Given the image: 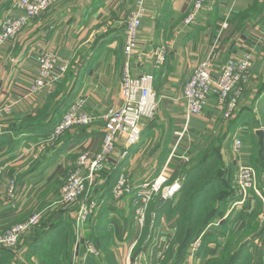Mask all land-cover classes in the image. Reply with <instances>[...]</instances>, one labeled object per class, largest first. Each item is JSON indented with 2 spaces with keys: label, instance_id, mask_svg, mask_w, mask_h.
Here are the masks:
<instances>
[{
  "label": "crops",
  "instance_id": "crops-1",
  "mask_svg": "<svg viewBox=\"0 0 264 264\" xmlns=\"http://www.w3.org/2000/svg\"><path fill=\"white\" fill-rule=\"evenodd\" d=\"M13 1L0 0V19L6 12H10L11 15L19 13L11 5ZM145 1L146 10L139 29L137 45L129 58L123 49V33L127 16L134 5L133 0H56L49 10L43 12L23 29L16 44L7 43L0 48V106L7 104L9 97L15 98L10 117L4 118L3 114H0V130L4 132L0 133V146L3 145V140L8 138L7 144L9 145V140L13 144L6 150V155L14 153L9 161L0 162V165L7 167L8 171L7 176H3L0 187V225L7 223L9 218H17L21 215L27 201L28 190L39 184L48 183L46 191H50L49 200H52L54 205L57 204L60 191L58 186L63 177L58 169H63L68 162L74 164L76 160L74 155L81 150L86 149L94 154L101 145L105 125L103 116L112 105H117L119 102L123 67L127 58L132 76L136 77L144 73H151L154 76V88L158 95L162 96L159 109L166 108L167 113L170 111L172 114L175 112V115L179 113L183 118L185 112V103L182 98L183 84L190 77L194 64L211 58L212 63L219 66L230 56H239L245 51L250 52L254 65L251 78H255L249 82L245 96L241 97V104L245 106L251 104V115L238 114L237 121L231 130L232 123L228 124L229 121H226L217 109L216 101L210 99L201 114L187 120L193 126L197 125V129H201L198 127L199 123L203 125L201 130L212 135L204 145H211L212 152H221L223 160H226V156L230 154L234 159L236 158L237 162L241 160L248 164L253 143L257 144L258 149V137L255 131L257 129L264 131V82L257 81L264 75V16L254 22L253 19H257V14L253 13H259L261 9L264 11V0H209L208 5L204 6L192 25H185L183 20L193 0ZM227 16L230 24L223 30L221 22ZM233 27L235 30L231 31ZM161 45L168 53L156 67L155 49ZM41 48L56 54L59 62L66 65V71L71 80L67 85L70 90L68 89L66 94V96L70 95L69 101L75 100L80 95L85 96L86 109L96 115L94 122L85 130V134L77 136V133L70 132L56 144L37 140L51 131L61 117V114L55 115L51 122L52 126H48L49 121L45 120L49 119L48 115L51 113L49 98L56 85L53 89H42L34 94L29 90L37 73L36 58L32 50ZM255 92L258 96L253 98ZM29 117L33 119L30 120ZM157 117L156 120H161L157 122L164 120L160 114L159 119ZM183 119L173 121L171 124L179 130L184 123L186 124V120L183 122ZM151 122L150 120L142 123L141 140L136 143H129V145L125 137H117L115 149L130 146L132 155L124 159L117 158L115 162L112 161L108 165L107 169H110L113 164L119 165L118 177L126 174L129 181L130 172L133 170L145 178L138 179L137 184H147L152 179L165 175L167 176L165 182L168 183V169L170 165L171 167L173 165V155L180 151L182 145H187L186 148H188L191 139L183 135L180 138L176 137L173 146H170L171 148L164 155L160 152V147L155 148L156 152L153 149L152 152L140 154L138 149L151 142L149 135L161 130V124L153 125ZM20 124H28V127L22 130L24 132L18 133L16 126L20 127ZM251 124L252 127H250ZM221 128L228 135H216L215 130L221 131ZM236 138L243 140L241 154L233 151ZM143 140L144 144L141 143ZM28 144L31 146L26 150L25 146L27 147ZM21 154L32 157L31 159L28 157L31 163L29 167L28 165L16 166L17 162H21L19 161ZM237 154L240 156L238 157ZM28 161L26 164H29ZM12 171L13 173L20 171L21 176L25 177L16 187L15 198L9 201L5 187ZM94 178L97 186L100 187L99 185L104 182L101 175L96 172ZM262 184L261 187H264V179ZM56 193H58L57 196ZM94 194L92 200L101 202L103 205L110 204L112 201L117 204L123 197V195L115 197L113 190L106 193V190L100 188ZM125 195L127 202L122 207L119 205V209L115 206L111 212L118 215L106 216L104 214L107 212L104 210L107 206L97 207L92 220L93 225L89 227L91 233L98 228L111 227L116 229L117 234L121 233L122 241L129 236L132 218L127 220V216L121 214L124 211L125 213L132 211L131 189ZM170 197L166 196L161 201L162 196H159L158 201L165 205L164 203L168 204L167 199ZM259 200L264 202V190ZM64 231L46 240L29 259H24L27 248L24 244H20L13 249L16 258L25 264H29L30 261L39 262L47 250L56 248L55 258L64 262L65 258L61 250H66V242L63 244V241L58 239ZM131 246L128 243L118 246L117 253L115 252L117 259L124 261Z\"/></svg>",
  "mask_w": 264,
  "mask_h": 264
},
{
  "label": "rangeland",
  "instance_id": "rangeland-1",
  "mask_svg": "<svg viewBox=\"0 0 264 264\" xmlns=\"http://www.w3.org/2000/svg\"><path fill=\"white\" fill-rule=\"evenodd\" d=\"M55 1L46 10L42 11L40 15L43 12L49 10L55 4ZM133 1H134V5L130 13L135 8L136 1L135 0ZM194 2L195 0L192 1V5L188 13L185 15L184 19H186L188 17L187 15L191 12ZM13 3L11 4L13 9L17 10L19 13L17 15H11L10 12H6V14H4L1 17L0 23H1V20L4 17H6V15L11 16L12 18H16L20 16L21 14H23V10L21 11L17 7H14ZM208 3H209V0H206L204 2L203 7H201L196 13V18L193 20V22H195V20L198 18V14L200 13V11L204 8V6L208 5ZM145 10H146V1L144 4V14H145ZM253 14H257V19H253V21L256 22V20L258 19L260 20L264 16V11L263 9H261V12L253 13ZM40 15L36 16L32 20H30L29 23L25 24L20 31H18L13 37L7 40L5 44H2L0 48L5 46L7 43L16 44L17 42L16 40L20 39L19 36L22 33L23 29L26 26H28L31 22H33L35 19L40 17ZM128 16H127V20L125 23V28L127 25ZM143 16H142V20H143ZM193 22L190 23L189 25H192ZM229 24H230L229 17L228 16L224 17L221 22L222 29L223 30L227 29ZM141 26H142V22H141ZM125 28H124V32H125ZM234 30H235V27L231 29V31H234ZM237 31H241V30H237ZM138 33H139V30H138ZM124 41H125V35H124ZM124 45H125V42H124ZM41 50H46V49L41 48L38 50L37 49L32 50L33 55L36 58L35 61H36V72H37L35 78L33 79V82L38 77L39 72H38L37 57H38V53ZM46 51H49V50H46ZM245 52H248V51H245ZM51 53L54 54L53 52ZM167 53L168 51H166V54ZM54 55L56 56V54ZM230 57H233V56H230ZM56 58H57L56 68L58 69V67L60 66L65 68L64 75L59 79V81L56 83H53L50 86L42 87L40 90L36 92H31V89H30L33 82L29 87L30 93L34 94V93L41 91L42 89H53L54 86L56 85L55 89L52 90L50 93V98H49L50 111L52 109L53 104L62 95H65L70 90L67 85L68 83L70 84L71 82V80H69L70 79L69 74H67V71H66L67 69L66 65L60 63L57 56ZM226 61H224L223 65L225 64ZM196 64H194L192 67H194ZM223 65H222V68H223ZM251 65L252 66L248 73L246 82L243 84L241 94L238 97L237 107L230 115V118L223 117L222 112L219 110L217 106L218 101H217V96H216V100H215L216 107L219 110L221 116L224 119H226V121H229L228 124L234 121L237 118L236 116L238 114L245 113V114H248V116L251 115V104H247V106L241 104L242 102L241 97L243 95L245 96L246 90H248L247 88H248L249 82L255 78V77L251 78L252 77L251 71L254 66L253 60H252ZM212 67L214 69L213 63H212ZM218 75L219 73L217 75L214 74L213 76L214 78H217ZM257 81H262L263 83L264 75L261 76V78H258ZM257 96H258V93L255 92L253 98H256ZM9 99L10 100L8 101L7 104L0 106V110L4 108V106L6 105H9L11 107V110L9 113L0 112V114H3L2 116L4 118H9L10 117L9 115L12 113V109H13L12 105L14 102L13 100L15 98L9 97ZM208 102H209V97L207 98V104L204 106L203 110L199 114H201L204 111L205 107L208 105ZM175 108L176 107H174V109ZM165 109L166 108L158 109L160 116L161 117L163 116L164 118L162 122H157V121H161V120L155 119L157 116L153 120H151L152 121L151 124L153 125L155 123L161 124L160 125L161 130H158L156 133L149 135L151 137V140H150L151 142H148L147 145H143L142 148H139L138 153L146 154V152H152L153 149L155 148L157 149L158 147H160V150H161L160 152L163 153V155L165 153L167 154L168 150L171 148L170 146H173L174 139L176 137L180 138V136H178L179 133H182L183 137H190L192 142L190 141L188 148H186L187 145H182V147L180 148V151L178 153H175V156L173 155L172 157L174 161L173 165L172 167L170 165L168 169L169 170L168 171L169 177L167 181L168 183L165 182L167 178L166 175H165L166 177L165 176L162 177V178L165 177L164 181L161 184H159V186L157 187L158 189L156 188L157 190H154V188H152V184H154L155 181L159 179V177L157 179L155 178L152 179L151 182H147L146 184L147 188L152 190V194H151V200L148 201V204H147L148 206L145 208L143 216L137 214L138 205H137L136 200L138 198L137 197L138 194L140 193L141 185L145 184V183L143 184L141 183L137 184V183L139 180L145 179V178L139 176L137 172L131 170L130 182H128V188H131L132 211L131 212L129 211L126 213L124 211L121 214V215L127 216V220L132 218V222H133L129 229L130 230L129 236L126 239L124 238V240L122 241L121 233L117 234L116 229H113L111 227L106 228V229L104 228L105 230L102 228L100 229L98 228L92 233L90 232L89 227L93 225L92 220H93V216L96 213L97 207L102 206V208H105L103 206H107L106 209L104 210L107 213L104 215L110 217L113 214L111 212L113 211L115 206H117V208L119 209V205L120 207H122V205L127 202L126 201L127 197H125L127 195L125 194L129 193V192H124L122 194L123 197L118 200L119 203L117 204L114 201H112V203H110L111 205L110 204L103 205V203L101 202L98 203L96 200L93 201L92 197L95 196L94 193L96 192V190H99V187L96 184L95 178L93 179L91 183L89 182L87 183L86 185L87 191L86 193H84L85 195L84 196L82 195L83 197L79 198V200L73 203H69V204H60L57 201L56 202L57 204L54 205V202L52 200H49L50 191H46V189L48 188V183L43 184V185L39 184L37 186L30 188L28 190L29 193L27 195V201L23 209L24 211L17 218L12 217V218H9V220L6 219L7 223L0 225V234H3L5 231L10 229L13 225L27 223L29 218L35 214H38V213L41 214V219H42L48 214L49 211H55L56 209H61V210H64L65 213L67 214V221H68V224H70L69 227H67V229L64 231L63 235L60 238H58L59 240L64 239V241H66L65 248L68 251V254H66L65 256L64 264H82V263L84 264H93V263L94 264H125L127 255L142 256V258H144L148 264H171L175 255L170 254V253L171 252L175 253L174 250L176 249V246H177L176 236H177V229H179V226H178L179 222L177 221L176 218L178 216V208H177L178 205L177 203L169 202L168 203L169 205L166 206L165 211H162V208L159 210L157 209L155 210L153 209L154 207L152 206H154L153 203L158 200V197L159 196L161 197L163 195V191L167 187L171 189L178 188L177 191H175V193L173 192V194L171 195L168 194L169 197L170 196L171 197L167 199V201L172 200L176 202L181 197L179 192L182 188V184L185 181L186 175H188L190 172L193 171L196 176H194L192 183H196V187L199 188V190L201 191V196H202V202H200L201 204H199V208H198L200 209L199 214L202 216L205 213V211L206 212L211 211L212 213H214L213 214L214 217H211L212 221L205 225L206 226L205 230H201L200 228H199V231L197 230L194 238L185 248L186 256L184 255L181 264H191V263L192 264H228V259L231 256H234L236 253H239L236 259L237 260L236 264H254L255 262H257L258 260L257 252H259V250H262V252H264V229L259 234H255L260 229L261 224L264 222V202L259 200L260 198H262V192L264 190V187H261L263 185L262 184L263 174H262V167L260 165L261 162L258 157L257 144L253 143V145L251 146V154L248 156V161H249L248 164L242 162L241 160L237 162L236 158L234 159V157L230 154L226 156V160H223L222 153L217 152V151L214 152L215 153L214 160L210 162L208 161V158H210L209 156L213 154V152L211 151L212 146L208 144L205 146L204 144L207 143L206 142L207 140L208 141L210 140L212 135H210V133H208L207 131L204 132L203 130H201L203 126L201 123H199L200 125H198V127L201 129H197L196 128L197 125L193 126L191 122L188 121L190 117L192 116L194 117L198 114L191 115L187 118L184 112V116H183L184 119H183L179 113H177V115H175L176 114L175 112L172 114L171 113L172 111L167 113ZM159 114H156L158 115L157 119H159ZM30 117L29 119L32 120L33 118H30ZM182 119H183V122L186 120V124L184 123L183 126L179 130H178V127L171 124L173 123V121H179ZM145 121H150V120H145ZM166 121L167 123H164ZM23 123H26V122H23ZM89 126L72 127L66 130L64 133H62L60 137L57 138V140L51 142L50 144H53V143L56 144L61 140V138L64 135L69 134L70 132L77 133V131L82 130V129L86 130L88 129ZM184 126L186 127L183 129ZM250 127H252V124L250 125ZM222 130H223L222 128H221V131L220 130L218 131V129H216L215 130V133L217 132L216 135H219V136L228 135L225 130L224 131ZM0 133H4V132L0 130ZM45 135H43V137ZM43 137H40L37 140L44 141L45 139ZM7 140L8 138L3 140L4 143L2 146H0V162H3L4 160L9 161L10 159L13 158L14 153H11V155H6V150L10 149V146H12L13 144V142L9 140V145H8ZM140 140H141V137L139 138L138 141ZM46 141L49 142L48 140ZM242 141H241V146L239 150L235 151L236 153L241 154ZM141 143L144 144L145 141L143 140ZM101 145H102V141H101ZM101 145L99 146L97 151L101 149ZM30 146L31 145L28 144L27 147L25 146V149L27 150L28 148H30ZM156 149H155V152H156ZM83 153H87L90 156L93 155L91 152L87 151L86 149L81 150L77 155L76 154L74 155V158L76 159L75 160L73 158L75 160V163L74 162L72 163L74 164H70L71 162H68V164L64 165L63 169L61 168L62 170L60 168L58 169L59 174L63 175L62 180L60 181V184L58 186V189L60 190L59 194L61 192L62 186L65 183L66 177L69 174L68 172H70L76 166L78 158L81 157ZM240 154H237V156L239 157ZM131 155H132V151H131L130 146L127 148H124L122 146L119 150H116L114 147V150L112 151V153L109 154V156L105 160L103 167L97 170L96 172L100 174L101 176L103 173L104 175H108L106 172H104V170L106 171L109 170V168L107 169V167L108 165H110L112 161L115 162V160L119 157H122L124 159L128 156L130 157ZM20 157L21 159L19 161L21 162L20 163L17 162L16 166L18 167L20 165L22 166L28 165L29 167L31 163L28 160L29 158L31 159L32 157H29V155L22 156V154L20 155ZM69 159H72V158L69 157ZM27 161L29 162V164H26ZM105 164L107 165L105 166ZM241 164L249 165L255 170L256 189L254 188L249 189V191L247 192L244 198H242L243 195L241 194V191L239 190L238 185L236 184V175L239 169L238 167ZM263 164H264V161H263ZM1 166L2 165H0V167ZM2 167L4 168V166ZM6 168L7 167H5L2 170V174L0 176V187L2 186V183H3L2 181L3 176L4 175L7 176L6 172L8 171ZM19 172L20 171L13 173L12 171L6 183L5 192H6L7 199L9 198L8 199L9 201L15 198L17 194V192H15L16 187H18V185L21 183V181L25 177V176H21L22 174H20ZM11 178H15L16 182H15V187L13 191L14 193L13 195L10 196L7 192V188H8L7 186H9L8 183L11 180ZM134 178H136L137 180H135ZM102 179L105 181L106 178L102 177ZM211 180H214V181L216 180V181L212 182ZM210 181L213 184L210 186H207L210 183ZM57 195L58 193H56V196ZM162 198H165V197H162ZM82 200H85L87 202L86 203L87 206H92V210H91V214L87 216L85 223L78 226L76 222L78 219V214L81 209L80 207L81 204H79V202ZM58 205H61L62 207ZM108 206H110V211H108ZM99 210L97 212H99ZM114 214L118 215V213H114ZM36 226L37 224L29 226L27 230L21 232L17 240L15 241V244H13V246L0 245V248H8L10 251H13L15 247L22 244L25 235L29 233V231L32 230ZM253 236H256V238L254 239ZM87 241L92 243V245L98 252L97 255L89 254L86 251L87 246H85V242ZM126 243H128L129 245H132L130 248V252L125 256L126 258L124 259V261L119 260L117 259L115 255V252L117 253L116 251L117 247L120 245L126 244ZM194 246L196 248L193 251ZM211 251H213V254H210ZM89 257H94L95 259H92ZM37 262L38 261H30L29 264H37Z\"/></svg>",
  "mask_w": 264,
  "mask_h": 264
},
{
  "label": "built area",
  "instance_id": "built-area-1",
  "mask_svg": "<svg viewBox=\"0 0 264 264\" xmlns=\"http://www.w3.org/2000/svg\"><path fill=\"white\" fill-rule=\"evenodd\" d=\"M55 0H16L13 1L14 7H17L23 14L16 18L6 15L0 23V46L13 37L23 26L33 18L40 15ZM135 8L128 16L125 28L124 52L129 58L137 45V33L141 26L142 16L144 14V0H135ZM206 0H195L191 12L184 19V24L189 25L196 18V13L203 7ZM166 54L165 47L160 46L155 49V64L160 65ZM128 58L123 67V76L121 79L119 104L112 105L103 116L105 125L102 132L101 149L92 156L83 153L78 158L76 166L68 172L65 183L57 199L60 204L73 203L86 193L87 183H91L97 170L103 167L105 160L112 153L118 136L125 137L128 144L139 140L141 125L145 120H153L161 104L162 96H159L154 88V76L151 73H144L139 76H132L128 66ZM38 77L31 86V92H36L42 87L50 86L59 81L64 75V67H58L57 58L49 51L41 50L37 57ZM252 64V57L249 52L240 56H233L223 65L217 78H214L211 58L199 61L195 66L190 77L184 82L182 89V98L185 102V114L188 118L191 115L199 114L207 104V98L212 92L217 95V106L222 112L223 117L230 118L232 112L238 104V97L241 94L243 84L246 82L248 73ZM87 99L80 95L69 103V106L62 113L55 126L43 138L53 142L60 137L66 130L86 126L94 122L96 115L86 110ZM11 107L4 106L0 112L9 113ZM182 137V133H179ZM241 146L240 138H236L233 143L234 151H238ZM236 175V184L244 198L249 189H256L255 170L249 165L241 164L238 167ZM4 168L0 167V176ZM163 177V176H162ZM160 177L152 184V188L157 190L159 184L164 181ZM15 178H11L7 192L13 195L15 187ZM129 178L126 174H121L113 185V194L120 197L124 192H129ZM130 187V186H129ZM178 187V185H177ZM140 193L137 198V214L142 215L151 200L152 190L147 185H141ZM157 188V189H156ZM178 188H165L162 197L175 193ZM169 194V195H168ZM83 195V196H82ZM87 202L82 200L80 203V212L76 224L78 226L85 223L87 216L91 214L92 206H87ZM41 219V214L31 216L27 223L13 225L10 229L0 234V245L13 246L21 232L27 230L29 226L36 225ZM86 251L89 254L97 255L98 252L89 241L85 242ZM195 246L193 251L195 250ZM84 264V263H82ZM125 264H148L142 256L127 255ZM192 264V263H191Z\"/></svg>",
  "mask_w": 264,
  "mask_h": 264
},
{
  "label": "trees",
  "instance_id": "trees-1",
  "mask_svg": "<svg viewBox=\"0 0 264 264\" xmlns=\"http://www.w3.org/2000/svg\"><path fill=\"white\" fill-rule=\"evenodd\" d=\"M224 62H222L219 66L214 65V72L213 75H217L219 71H221L222 65ZM64 94V93H63ZM67 94V93H66ZM62 95L54 104L53 108L51 110V113L48 115L49 119H45L48 122V126H52L53 123L52 120L54 119L55 115H62V113L66 110V108L69 106V96L70 95ZM66 96V97H65ZM216 93L212 92L209 96L210 99L216 100ZM65 97V98H64ZM64 98V99H63ZM237 119L232 121V125L230 129L232 130L233 125H235V122ZM52 124V125H51ZM44 125V124H43ZM42 125V126H43ZM45 125V126H47ZM90 125V124H89ZM86 125V126H89ZM13 129V125L11 126ZM28 127V124L26 125H19L16 126L17 132L21 133L24 132L22 130H26ZM41 127V126H39ZM26 128V129H25ZM43 128V127H42ZM85 129L77 131V136L85 134ZM103 132V131H102ZM230 132V131H228ZM214 152L212 155H210L208 158V161H213L214 160ZM210 163V162H209ZM261 167H262V174H263V179H264V164L263 161L261 162ZM119 165L113 164L112 167L104 172H106L108 175L102 174L101 177H105V181L100 184L99 188L106 190V193H109L113 189V185L116 183V179L118 178L119 175ZM195 171V170H194ZM196 176L194 172H190L188 175H186L185 181L182 184V188L179 192L180 198L174 202L172 200H169V202L177 203V208H178V216H177V221L179 222V229H177V246L176 249L174 250L175 253L171 252L170 254L175 255L174 259L172 260L171 264H181L184 255L185 254V248L187 245L191 242V240L194 238L197 230L199 231V228L201 230H205V225L210 223L211 217H214L211 211L206 212L201 216L199 213L200 209L199 204L202 202V196H201V191L199 188L196 187V183H192V180ZM214 177V176H213ZM212 177V178H213ZM190 181V182H189ZM212 182H215L214 180H211ZM210 183L207 186L212 185L213 183ZM184 194V195H182ZM165 205H162L158 200L153 203L154 207L153 209H161L162 211H165L166 206L169 204L164 203ZM164 207V208H163ZM171 209V208H170ZM201 216V217H199ZM199 218V219H198ZM201 218V219H200ZM70 224H68L67 221V214L65 213L64 210L61 209H56L55 211H49L48 214L43 217L40 222L37 224L36 227H34L32 230L27 233L23 239L22 244L27 248V252L24 254V259H29L30 256L35 253L45 242L46 240L52 238L56 234L62 233L64 230L69 227ZM255 239L256 236H253ZM61 241L64 242V239H60ZM253 241V239H252ZM66 245V243H65ZM247 245V244H246ZM245 245V246H246ZM62 246V245H61ZM64 246V245H63ZM56 248H51L47 250V253L44 255V257L40 258V261L38 264H64V262H61L60 259L55 258L56 254ZM67 250H61V254L63 255V258H65ZM258 260L254 264H264V252L262 250H259L257 252ZM210 254H213V251L210 252ZM239 253H236L234 256H231L228 259V264H236L237 263V257ZM92 259H95L94 257H89ZM14 262V263H13ZM226 262V261H225ZM25 264L22 260L17 259L15 257V252L10 251L8 248H0V264ZM94 264V263H93Z\"/></svg>",
  "mask_w": 264,
  "mask_h": 264
},
{
  "label": "water",
  "instance_id": "water-1",
  "mask_svg": "<svg viewBox=\"0 0 264 264\" xmlns=\"http://www.w3.org/2000/svg\"><path fill=\"white\" fill-rule=\"evenodd\" d=\"M255 133L257 134L258 137V157L260 162H262L264 160V131L262 129H257L255 131ZM164 198L161 199V201H163ZM264 229V222L261 224L260 229L255 233V234H259L260 232H262Z\"/></svg>",
  "mask_w": 264,
  "mask_h": 264
}]
</instances>
